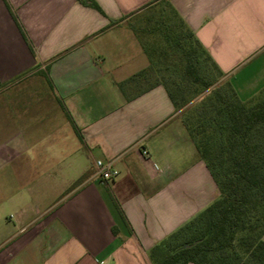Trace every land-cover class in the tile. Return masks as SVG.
I'll use <instances>...</instances> for the list:
<instances>
[{
    "label": "crops",
    "instance_id": "obj_1",
    "mask_svg": "<svg viewBox=\"0 0 264 264\" xmlns=\"http://www.w3.org/2000/svg\"><path fill=\"white\" fill-rule=\"evenodd\" d=\"M148 1L0 0V264H151L217 198L159 72L127 81L150 64L133 30L153 24ZM168 1L238 97H255L264 0ZM97 159L118 175L99 178Z\"/></svg>",
    "mask_w": 264,
    "mask_h": 264
},
{
    "label": "trees",
    "instance_id": "obj_2",
    "mask_svg": "<svg viewBox=\"0 0 264 264\" xmlns=\"http://www.w3.org/2000/svg\"><path fill=\"white\" fill-rule=\"evenodd\" d=\"M92 5L96 6L93 2ZM143 29L149 67L156 69L217 189V198L152 246L151 264H264V88L242 101L168 0ZM169 9L174 19L166 18ZM164 43L163 45L161 43ZM172 53L178 61H170ZM175 74L174 76L171 74ZM198 96L200 98L195 100ZM195 100V101H194ZM114 234L118 228L112 227Z\"/></svg>",
    "mask_w": 264,
    "mask_h": 264
},
{
    "label": "built area",
    "instance_id": "obj_3",
    "mask_svg": "<svg viewBox=\"0 0 264 264\" xmlns=\"http://www.w3.org/2000/svg\"><path fill=\"white\" fill-rule=\"evenodd\" d=\"M146 153V150L143 151ZM96 174L103 180H111L118 175V170L115 168L113 161L111 160H100L95 161Z\"/></svg>",
    "mask_w": 264,
    "mask_h": 264
},
{
    "label": "rangeland",
    "instance_id": "obj_4",
    "mask_svg": "<svg viewBox=\"0 0 264 264\" xmlns=\"http://www.w3.org/2000/svg\"><path fill=\"white\" fill-rule=\"evenodd\" d=\"M160 9V5H157L156 7H155V11L158 13L159 10ZM165 13L167 14V16H166V18L168 19V21L172 24L173 23V21H174V19H173V15H172V13L170 12V10L169 9H166L165 10ZM156 17V16H155ZM162 45L164 44L163 42L161 43ZM164 46V45H163ZM178 54L177 53H172V55L169 57V59H170V61H175V62H177L178 61ZM173 76L175 75L174 73H173V71H172V73H171ZM241 77V76H240ZM255 77H257V80H258V76H255ZM237 78H239V76L237 77ZM221 81L223 80V78H221L220 79ZM200 98V96H198L195 100H198ZM194 100V101H195Z\"/></svg>",
    "mask_w": 264,
    "mask_h": 264
}]
</instances>
